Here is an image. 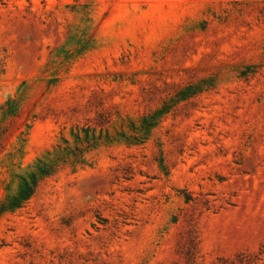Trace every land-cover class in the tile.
I'll return each mask as SVG.
<instances>
[{"label": "rangeland", "instance_id": "374dc122", "mask_svg": "<svg viewBox=\"0 0 264 264\" xmlns=\"http://www.w3.org/2000/svg\"><path fill=\"white\" fill-rule=\"evenodd\" d=\"M0 264H264V0H0Z\"/></svg>", "mask_w": 264, "mask_h": 264}, {"label": "trees", "instance_id": "16d2710c", "mask_svg": "<svg viewBox=\"0 0 264 264\" xmlns=\"http://www.w3.org/2000/svg\"><path fill=\"white\" fill-rule=\"evenodd\" d=\"M14 103L8 102L4 109V121L14 114ZM83 149H78V153L81 155ZM56 170V162L54 160H39L38 172H33L29 176L23 178V183L19 193L13 196L6 207L14 209L21 207L36 193L41 181L50 176Z\"/></svg>", "mask_w": 264, "mask_h": 264}]
</instances>
